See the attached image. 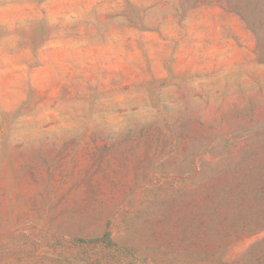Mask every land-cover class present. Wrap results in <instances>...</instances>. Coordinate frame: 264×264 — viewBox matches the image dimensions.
Segmentation results:
<instances>
[{
	"label": "rangeland",
	"instance_id": "obj_1",
	"mask_svg": "<svg viewBox=\"0 0 264 264\" xmlns=\"http://www.w3.org/2000/svg\"><path fill=\"white\" fill-rule=\"evenodd\" d=\"M0 264H264V0H0Z\"/></svg>",
	"mask_w": 264,
	"mask_h": 264
},
{
	"label": "trees",
	"instance_id": "obj_2",
	"mask_svg": "<svg viewBox=\"0 0 264 264\" xmlns=\"http://www.w3.org/2000/svg\"><path fill=\"white\" fill-rule=\"evenodd\" d=\"M107 237V235L105 236V238Z\"/></svg>",
	"mask_w": 264,
	"mask_h": 264
}]
</instances>
